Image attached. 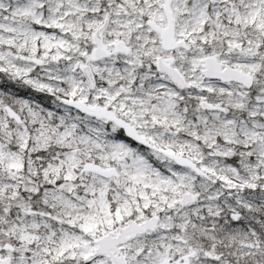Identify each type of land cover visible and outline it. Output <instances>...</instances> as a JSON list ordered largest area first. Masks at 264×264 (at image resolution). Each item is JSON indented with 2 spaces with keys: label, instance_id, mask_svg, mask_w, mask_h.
Segmentation results:
<instances>
[{
  "label": "snow or ice",
  "instance_id": "snow-or-ice-1",
  "mask_svg": "<svg viewBox=\"0 0 264 264\" xmlns=\"http://www.w3.org/2000/svg\"><path fill=\"white\" fill-rule=\"evenodd\" d=\"M0 264H264V0H0Z\"/></svg>",
  "mask_w": 264,
  "mask_h": 264
}]
</instances>
